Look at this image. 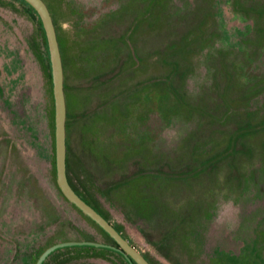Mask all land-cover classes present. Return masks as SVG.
<instances>
[{
    "label": "rangeland",
    "instance_id": "rangeland-1",
    "mask_svg": "<svg viewBox=\"0 0 264 264\" xmlns=\"http://www.w3.org/2000/svg\"><path fill=\"white\" fill-rule=\"evenodd\" d=\"M44 1L81 194L154 264H264V0Z\"/></svg>",
    "mask_w": 264,
    "mask_h": 264
},
{
    "label": "flooded vegetation",
    "instance_id": "flooded-vegetation-1",
    "mask_svg": "<svg viewBox=\"0 0 264 264\" xmlns=\"http://www.w3.org/2000/svg\"><path fill=\"white\" fill-rule=\"evenodd\" d=\"M13 2L22 6L32 32L24 34L13 16L0 11V264H35L47 247L65 241H95L117 247L94 220L62 194L56 181L54 100L45 32L31 6L20 0ZM48 10L62 53L54 17L49 7ZM65 102L67 140L66 96ZM66 140V180L78 197L98 213L96 205L81 194L69 177ZM118 233L133 245L122 232ZM40 264L130 263L110 248L69 245L53 249Z\"/></svg>",
    "mask_w": 264,
    "mask_h": 264
},
{
    "label": "water",
    "instance_id": "water-1",
    "mask_svg": "<svg viewBox=\"0 0 264 264\" xmlns=\"http://www.w3.org/2000/svg\"><path fill=\"white\" fill-rule=\"evenodd\" d=\"M27 2L39 16V20L45 32V39L48 49V58L50 62V74L52 81V95L54 100V146H55V167H56V181L63 192L62 194L73 204H75L82 213L89 216L95 223L102 228V230L108 234L118 245L113 247L111 244L98 243L95 241H65L62 243H56L47 247L39 255L35 264H40L45 256L57 247L69 246V245H94L95 247H106L114 251H117L124 255L130 264H150L147 258L139 252L133 245L124 239L114 228L113 224L102 217L95 211L93 207L84 202L78 197L76 192L71 188L66 180L65 171V96H64V79H63V66L60 55V48L56 39V31L52 22V17L48 10L47 5L43 0H24ZM134 262V263H133Z\"/></svg>",
    "mask_w": 264,
    "mask_h": 264
},
{
    "label": "trees",
    "instance_id": "trees-1",
    "mask_svg": "<svg viewBox=\"0 0 264 264\" xmlns=\"http://www.w3.org/2000/svg\"><path fill=\"white\" fill-rule=\"evenodd\" d=\"M21 2H23L26 6H28V7H30V5L28 4V3H26L25 1H23V0H20ZM30 9L33 11V13L36 15V20H37V23L38 24H40V21H39V19H38V16H37V14L35 13V11L30 7ZM65 86V85H64ZM98 213H100V212H98ZM102 215V214H101ZM103 217H105V216H103ZM114 228H115V230L116 231H118V232H121V228L119 227V226H114ZM101 229V228H100ZM102 233H104L102 230H100ZM104 235L106 236V237H108L105 233H104ZM145 257H147V256H145ZM147 260H149L148 258H147ZM149 262L151 263V264H154L152 261H150L149 260Z\"/></svg>",
    "mask_w": 264,
    "mask_h": 264
}]
</instances>
